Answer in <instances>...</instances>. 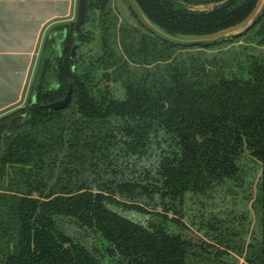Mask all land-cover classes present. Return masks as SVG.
<instances>
[{"label":"trees","instance_id":"1","mask_svg":"<svg viewBox=\"0 0 264 264\" xmlns=\"http://www.w3.org/2000/svg\"><path fill=\"white\" fill-rule=\"evenodd\" d=\"M137 2L171 35L208 36L244 22L259 0ZM75 26L61 27V52L55 38L47 41L28 107L18 112L26 124L1 143L0 264H264V16L241 37L256 38L255 55L177 54L241 38L176 47L141 24L146 35L118 25L112 0H88L85 24ZM96 38L88 65L77 57L73 70L74 45L81 51ZM101 81L120 84L124 97ZM71 84L69 108L48 110ZM247 175L257 190L243 196L248 226L211 216L209 242L193 233L185 199L230 191Z\"/></svg>","mask_w":264,"mask_h":264},{"label":"crops","instance_id":"2","mask_svg":"<svg viewBox=\"0 0 264 264\" xmlns=\"http://www.w3.org/2000/svg\"><path fill=\"white\" fill-rule=\"evenodd\" d=\"M79 1L0 0V120L27 100L47 41L77 21Z\"/></svg>","mask_w":264,"mask_h":264},{"label":"rangeland","instance_id":"3","mask_svg":"<svg viewBox=\"0 0 264 264\" xmlns=\"http://www.w3.org/2000/svg\"><path fill=\"white\" fill-rule=\"evenodd\" d=\"M112 6L113 10L115 11V16L117 18L118 25L128 27V28H136L141 34H145V30L140 26L137 19L133 16L131 11L128 8L127 3L125 0H112ZM213 5L210 6H198V7H191L194 10L199 11H208L213 9ZM52 38V37H51ZM256 47V38L254 36L241 38L236 43L231 44H225L213 48L208 49H189V50H183V49H177V54L181 53H188L191 55H200V56H208L213 57L215 55H218L220 53H232L234 52L233 48L239 49L241 52H250L249 49H251L252 52H250L252 55L257 54L256 51L259 49ZM99 47V39L96 38L94 42V46L90 47H84L81 49V51L77 53V57L82 58L81 66L82 69L88 65V62L91 60V58L94 56L92 55L94 52L97 51ZM52 47L48 48L47 53L44 56V62L46 65V68H48L49 61H52V54L51 51ZM76 57V59H77ZM41 58V57H40ZM38 65L35 70L34 78L31 82V88L29 89L28 98L25 101V103L19 107L16 111H14L12 114H10L11 118L18 115V112L21 110H25L28 107L29 99L31 96L32 86L37 74ZM106 72H111V70H107ZM105 73V71H104ZM109 86L111 88L112 95L116 98L122 99L124 97V90L120 84H111L107 85L105 81L99 82V88H106ZM10 118V119H11ZM253 176V175H252ZM255 176H253L254 178ZM251 179L250 175H247L244 179L243 185L234 187L230 191L227 187H223L220 190H218V193H216L213 197L207 198V197H200V196H188L185 199V204L188 207H184L183 214L185 215V222L190 226L193 233L199 236V238L204 239L206 242H209V237L206 235L208 233L209 229L206 227V223L211 218V216H218L221 222L223 223L229 222L232 224V226H236L235 228H239V226H248L247 222L244 220L243 215L244 211L246 209V206L249 205V201L244 199L245 194H251L254 196V193L257 191L256 187L250 188L249 182H252L254 179ZM246 198V196H245ZM248 198V197H247ZM250 198V196H249ZM160 198L157 199V202L160 201ZM157 212H162L163 206L158 203V206L155 209ZM126 217L140 222V223H146L148 217L143 216L141 214H138L134 211H122L121 212ZM254 214V215H253ZM172 215V213L170 214ZM256 219L257 214L255 212H252V214ZM244 224V225H241ZM227 228H231V231L233 230L232 227L227 223ZM252 228V227H251ZM253 228L255 229L256 237H259L260 235V226L255 223L253 225ZM247 241H249V236L245 238ZM244 260H241V264H244Z\"/></svg>","mask_w":264,"mask_h":264},{"label":"water","instance_id":"4","mask_svg":"<svg viewBox=\"0 0 264 264\" xmlns=\"http://www.w3.org/2000/svg\"><path fill=\"white\" fill-rule=\"evenodd\" d=\"M127 5L131 8L132 12L136 16L138 22L153 36L161 40L164 43L181 47V48H208L219 44L227 43L237 38H241L252 31L261 21L264 16V0H259L253 13L239 25L230 29L221 31L219 33L208 36H187V35H171L153 21L149 19L146 13L143 11L137 0H125ZM88 0L79 1L78 16L75 26V31L79 32L86 21ZM67 32H62L55 35L57 42L56 49L61 52V44L65 40ZM80 45L75 44L71 52V63L73 70L76 69V57L79 51ZM74 94L73 84L70 85L67 95L64 99L56 101L52 104L45 106L48 110L52 111H64L69 108L72 103ZM37 95L34 93L32 96L33 104L36 103ZM26 124L25 115H17L11 119L0 123V162L2 154V142L11 134L14 129H20Z\"/></svg>","mask_w":264,"mask_h":264}]
</instances>
